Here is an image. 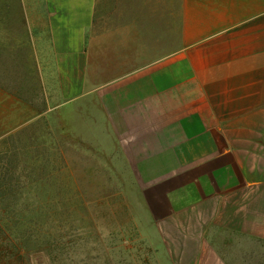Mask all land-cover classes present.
Wrapping results in <instances>:
<instances>
[{
	"label": "crops",
	"instance_id": "1",
	"mask_svg": "<svg viewBox=\"0 0 264 264\" xmlns=\"http://www.w3.org/2000/svg\"><path fill=\"white\" fill-rule=\"evenodd\" d=\"M27 44L57 138L131 179L153 264H264V0H43Z\"/></svg>",
	"mask_w": 264,
	"mask_h": 264
},
{
	"label": "rangeland",
	"instance_id": "2",
	"mask_svg": "<svg viewBox=\"0 0 264 264\" xmlns=\"http://www.w3.org/2000/svg\"><path fill=\"white\" fill-rule=\"evenodd\" d=\"M29 2L0 0V264H153L119 162L55 135L27 44L43 45V0Z\"/></svg>",
	"mask_w": 264,
	"mask_h": 264
}]
</instances>
